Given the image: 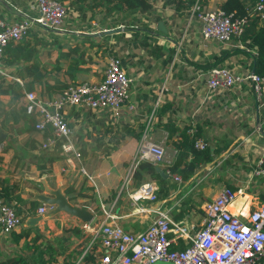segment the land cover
<instances>
[{
  "label": "crops",
  "instance_id": "1",
  "mask_svg": "<svg viewBox=\"0 0 264 264\" xmlns=\"http://www.w3.org/2000/svg\"><path fill=\"white\" fill-rule=\"evenodd\" d=\"M221 1L211 0L209 7ZM153 2L166 25V18L173 19L174 9L163 6L162 0ZM70 9L72 13L61 28H31L24 41L38 42L36 56L14 65L4 63L7 73L4 87L14 81L22 85L34 82L39 95L56 97L59 92L43 94L42 86L58 81L69 84L99 80L104 76L109 57L116 54L124 57L123 65L133 79L130 99L117 114L78 104L65 108L72 141L77 148L84 149V155L78 158L63 152L59 144L41 147L45 132L35 128L34 116L25 110L24 94L19 98L11 92L0 94V134L6 135L0 143V187L5 191L2 197L12 202L22 216L21 225L0 240L2 256H30L38 246L44 250L48 264H76L93 236L82 223L99 225L105 218L103 206L112 209L126 230H140L148 225L152 213L139 212L130 193L151 180L157 181L161 194L168 192L161 199L172 203L176 201L174 198L181 197L180 211L188 206L189 212L196 209L203 212L205 201L214 198L223 187H232L238 191L232 210L246 218L264 200V177L252 175L260 160H264V100L254 94L247 82L212 93L206 86L209 61L213 63L216 54L238 47V41L234 38L222 43L207 39L199 19L186 21L175 14V29L169 30L166 25L164 32L158 29V22L151 23L155 31L166 33L157 35L162 46L152 51L139 44H124L133 31L123 22L116 25L117 14L106 16L99 7L83 17L74 7ZM38 12L36 0H0V16L8 19L32 17ZM119 26L122 27L119 30L106 32ZM255 52L254 47L248 54L230 52L224 63L247 71L245 66L253 61ZM11 53L9 50L4 56ZM34 61L44 74L41 80L26 67ZM168 120H173L180 129L196 124L208 141L227 146L214 159L199 164L190 178L179 182L169 174L163 176L165 182H160L149 165H159L167 173L166 167L175 156L169 132L163 127ZM141 123L144 128L137 136L132 130L139 131ZM129 128L131 131L126 130ZM144 132L165 147V159L162 162L143 159L129 174ZM113 146L116 149L107 154L105 149ZM54 191L64 194L74 205L86 207L93 217L83 220L65 210L39 214L38 206ZM35 202L37 205L32 208ZM26 227L31 228L32 235L41 234L31 247L25 245V238L19 241L15 238L14 233ZM20 250L24 252L19 253Z\"/></svg>",
  "mask_w": 264,
  "mask_h": 264
},
{
  "label": "built area",
  "instance_id": "2",
  "mask_svg": "<svg viewBox=\"0 0 264 264\" xmlns=\"http://www.w3.org/2000/svg\"><path fill=\"white\" fill-rule=\"evenodd\" d=\"M36 1L39 9L36 16L17 19L0 16V76L7 75L3 56L10 41L19 40L35 25L54 29L64 24L68 15L66 4L61 0ZM254 10L264 19V0H256ZM195 18L201 21L204 37L222 43L231 42L235 35H240L246 22L245 17L235 16L234 12L221 7L204 10L199 1L191 8L189 19ZM132 81L121 57L111 55L104 76L99 80L69 83L56 97H43L35 90L24 92V107L34 116L35 128L42 132L48 127L51 129L44 135L41 147L59 144L63 152L80 158L82 154L72 141V127L65 117V108L78 104L117 114L130 99ZM246 82L254 94L264 100V74L252 69L242 72L228 66H213L207 71L206 86L210 93ZM195 144L205 148L207 142L198 137ZM165 156V147L144 132L129 174L141 160L162 162ZM167 173L170 174L169 170ZM88 175L93 179V175ZM170 175L176 181L183 180L179 173ZM252 175L264 177L263 159ZM158 189L157 181L151 180L130 193L139 212L152 213L151 220L143 229L126 230L112 209L106 210L104 206L105 218L99 225L91 226L90 221L82 223L84 229L92 231L93 236L85 252L93 250L98 255L96 264H264V200L246 218H242L232 210L238 191L225 186L214 198L203 203L205 217L198 224L186 219L177 220L174 211L180 210L181 197L168 203L158 197ZM144 201L149 204L141 203ZM55 207V204L45 202L37 211L44 214ZM21 223L22 216L14 204L0 195V238L8 237Z\"/></svg>",
  "mask_w": 264,
  "mask_h": 264
},
{
  "label": "trees",
  "instance_id": "3",
  "mask_svg": "<svg viewBox=\"0 0 264 264\" xmlns=\"http://www.w3.org/2000/svg\"><path fill=\"white\" fill-rule=\"evenodd\" d=\"M61 1L67 5L68 12L71 11L70 8L74 7L83 17H85V13H87L89 10L94 11L99 7H102L106 16L112 13L117 14L119 19L117 20L116 25H118L120 22H123L128 30L131 29L133 31L124 41L126 46L139 44L140 46L150 47L152 51H157L162 46L161 43H158L157 35H165L166 33L160 32L159 30L155 31L151 23L164 20V17L160 12H157L156 8L154 7L153 0ZM197 1L200 2L202 9H209L211 0H162L163 6H170L174 9L173 19L170 20L169 18H166V25L168 26L169 30H172L171 28L175 29L177 26L175 14L183 17L184 20L187 21L189 15L191 14V8ZM255 2L256 0H222L221 3L218 4L219 7L225 9L226 11L234 12L235 16L245 17L246 22L243 32L240 35L234 36V38L238 41V47L224 50L220 54H216L213 63L209 61L208 68L213 66H228L224 63V61L230 52L237 53L243 51L248 54L249 50H252L254 47L256 50L254 53V59L249 64H247V66H245V70L252 69L256 73L264 74V19H261L254 10ZM127 16L131 17L127 19ZM36 26L40 27L41 25H35V27ZM41 27L43 28V26ZM29 31L19 40L10 41L6 45L5 53L9 50H11L12 53L10 55L6 54L3 57V64L6 63L9 65H14L17 62L31 61L35 58L37 53L36 44H38V42L35 44H30L24 41V37L27 36ZM240 44L243 46H239ZM168 55H170V52ZM119 56L121 57L122 62L125 63L124 57L122 55ZM26 67L30 71L32 69V74L36 79H43L44 74L42 69L39 67V65H36L35 61L27 64ZM4 84L5 75H1L0 94L11 92L15 98H19L21 95H23L24 89L30 91L34 90L35 88L34 82H26L22 85L19 82L14 81L10 82L6 87H4ZM67 85L68 83L60 81L53 84L48 83L42 86L41 92L43 94L46 92L49 93L51 91H54V93H60ZM24 108L27 111L26 107ZM128 126V124H125V127ZM163 127L168 130L170 144L176 150L175 156L172 162L166 167V170H169L170 174H181L184 180L190 178L195 173L199 164L214 159L227 146L222 144L217 145L216 143L208 141L210 139L204 136L203 132L197 127L196 124H190L189 126L184 125L183 128L180 129L173 120H168L167 122L163 123ZM143 128L144 124L141 123L139 126V131L132 130V132H134L137 136H140L142 134ZM190 128H193V130H190ZM126 130H130V128ZM50 131L51 129L48 127L45 131V134H48ZM198 137H202L205 139V141H207L205 148H199L196 146L195 141ZM115 149L116 146H113V148L105 149V152L109 154ZM79 150L81 154L84 155V149L80 148ZM149 166L152 169L153 174L158 177L160 182L166 181V179L155 170L154 165L150 164ZM167 194L168 192L163 195L160 191H158V197L160 198L165 197ZM0 195L5 197V191H2V187H0ZM188 199L186 202H188ZM36 205L37 202L32 203V208H35ZM188 213H190L189 208L186 206L184 209H181L180 212H175L174 217L177 220H181L185 217H188ZM14 234L17 241H19L21 238H25V245L27 247H31L33 244H36L37 240L41 237V234L38 232H36L35 235H32L30 227H26L20 232H15ZM31 241L33 243H31ZM36 247L37 248L33 250V253L30 256L20 254L13 257H2L0 258V264H48V259L44 255V250L38 246ZM97 259L98 255H96L93 250L88 251L80 259L79 264H96Z\"/></svg>",
  "mask_w": 264,
  "mask_h": 264
},
{
  "label": "water",
  "instance_id": "4",
  "mask_svg": "<svg viewBox=\"0 0 264 264\" xmlns=\"http://www.w3.org/2000/svg\"><path fill=\"white\" fill-rule=\"evenodd\" d=\"M157 27L160 31H164V32L167 31V27L163 20L158 21ZM119 28H122V27L119 26V27L109 28L108 30H106V32L119 30ZM5 136L6 135L4 133L0 134V143ZM155 168L162 176L166 177L169 175L168 173H165L164 170H162L161 166L157 165L155 166ZM45 201L47 203L56 205L53 211L65 210V211L70 212L73 215L80 217L83 220H90L93 217V213L90 210H88L86 207H79V206L74 205L68 199V197H66L61 192L54 191L53 196L45 197ZM157 264H161V263H157Z\"/></svg>",
  "mask_w": 264,
  "mask_h": 264
},
{
  "label": "rangeland",
  "instance_id": "5",
  "mask_svg": "<svg viewBox=\"0 0 264 264\" xmlns=\"http://www.w3.org/2000/svg\"><path fill=\"white\" fill-rule=\"evenodd\" d=\"M217 7H219V5H218V3H214L211 7H209V9L210 8H217ZM72 13V11H69L68 12V14H71ZM191 13V12H190ZM68 16V15H67ZM188 18H190V15H189V17ZM188 21V20H187ZM159 42V41H158ZM155 49V48H154ZM238 71H241L240 69H237ZM180 211V210H179ZM175 212H177V210L176 211H174V213ZM186 218H188V219H186V221H194V222H196V223H200V221L202 220V218H203V212H202V210L201 209H196L195 211H193V212H190V213H188V217H186ZM6 237H4V239H5ZM2 238H0V240H1ZM24 251H22V250H20L19 251V253H23ZM2 257H7V255H4L3 254V256H2V253H0V258H2Z\"/></svg>",
  "mask_w": 264,
  "mask_h": 264
}]
</instances>
